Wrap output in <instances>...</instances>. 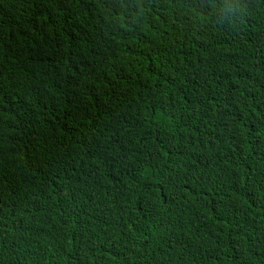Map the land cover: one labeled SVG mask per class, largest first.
<instances>
[{"label": "trees", "instance_id": "16d2710c", "mask_svg": "<svg viewBox=\"0 0 264 264\" xmlns=\"http://www.w3.org/2000/svg\"><path fill=\"white\" fill-rule=\"evenodd\" d=\"M14 256L264 264V0H0Z\"/></svg>", "mask_w": 264, "mask_h": 264}, {"label": "clouds", "instance_id": "9594fccd", "mask_svg": "<svg viewBox=\"0 0 264 264\" xmlns=\"http://www.w3.org/2000/svg\"><path fill=\"white\" fill-rule=\"evenodd\" d=\"M169 1H172V0H169ZM134 20V15L133 16H130L128 17L127 19L123 20L122 22L120 23H125V24H130L132 21ZM230 233V232H229ZM228 233V234H229ZM227 234V235H228ZM227 235H224V236H217L215 238V241H219V240H224L225 237H227ZM216 249V248H215ZM218 250V249H217ZM0 263L1 264H28L26 262V260H24L23 258L19 257V256H14L13 258H2L0 257Z\"/></svg>", "mask_w": 264, "mask_h": 264}]
</instances>
